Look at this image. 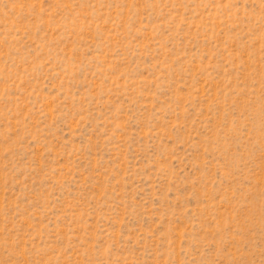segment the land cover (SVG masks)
I'll list each match as a JSON object with an SVG mask.
<instances>
[{
    "label": "rangeland",
    "instance_id": "1",
    "mask_svg": "<svg viewBox=\"0 0 264 264\" xmlns=\"http://www.w3.org/2000/svg\"><path fill=\"white\" fill-rule=\"evenodd\" d=\"M0 264H264V0H0Z\"/></svg>",
    "mask_w": 264,
    "mask_h": 264
}]
</instances>
